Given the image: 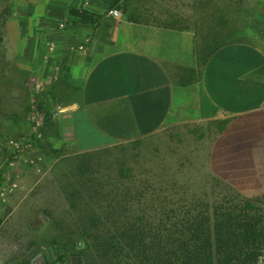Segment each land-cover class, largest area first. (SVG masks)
<instances>
[{
	"label": "rangeland",
	"instance_id": "rangeland-1",
	"mask_svg": "<svg viewBox=\"0 0 264 264\" xmlns=\"http://www.w3.org/2000/svg\"><path fill=\"white\" fill-rule=\"evenodd\" d=\"M38 1H14L27 14L26 38L29 27L46 26L72 39L60 52L47 50L39 66L0 59V264H157L158 254L167 259L169 244L187 236L189 224L236 212L248 199L198 193V186L189 185L181 139L176 150L166 139L113 142L94 129L80 104L84 60L75 53L85 51L84 41L70 29L73 14L86 9L78 0ZM139 3L85 4L101 17L162 21L136 17ZM183 6L188 13V3ZM189 6L184 24L194 31L201 62L225 42L263 40V29L248 28L240 0H192ZM50 9L66 14L50 19ZM54 41L63 43L61 37ZM14 45L19 59L23 44ZM68 50L75 56L61 61ZM252 200L264 207V195Z\"/></svg>",
	"mask_w": 264,
	"mask_h": 264
},
{
	"label": "crops",
	"instance_id": "crops-1",
	"mask_svg": "<svg viewBox=\"0 0 264 264\" xmlns=\"http://www.w3.org/2000/svg\"><path fill=\"white\" fill-rule=\"evenodd\" d=\"M14 1L0 6V12L9 10L0 18L4 54L0 59L14 57L12 62L28 60L39 66L47 50L60 52L72 36L39 26L29 27L31 36L26 38L22 17L27 14L19 13ZM87 1L77 3L95 11ZM91 1L105 6L113 0ZM191 1L140 0L135 16L160 22L106 15L98 26L71 24L73 38L90 39L83 53H75L84 60L82 110L109 141L156 137L178 150L181 139L183 175L189 185L198 186V193L260 197L264 195V0H240L247 9L248 28L263 29L261 43L253 38L228 41L202 62L194 31L184 24ZM65 14L63 9L48 13L50 19ZM176 18L182 19L180 24ZM59 37L62 44L54 41ZM15 40L23 44L19 59ZM73 54L68 50L60 60L69 62Z\"/></svg>",
	"mask_w": 264,
	"mask_h": 264
},
{
	"label": "trees",
	"instance_id": "trees-1",
	"mask_svg": "<svg viewBox=\"0 0 264 264\" xmlns=\"http://www.w3.org/2000/svg\"><path fill=\"white\" fill-rule=\"evenodd\" d=\"M73 16L75 24L98 26L101 20V15L86 10ZM235 207L236 212H226L222 216L214 212V222L207 217L206 221L189 224L183 230L187 236L180 237L181 241L173 240L167 259L160 253L156 263L264 264V207L252 199ZM159 247L165 249L166 243L160 242Z\"/></svg>",
	"mask_w": 264,
	"mask_h": 264
},
{
	"label": "built area",
	"instance_id": "built-area-1",
	"mask_svg": "<svg viewBox=\"0 0 264 264\" xmlns=\"http://www.w3.org/2000/svg\"><path fill=\"white\" fill-rule=\"evenodd\" d=\"M112 13L118 14L117 11H112ZM89 43H90V39L89 38H86L84 40V42L80 45V48L83 49V50H86V47L88 46Z\"/></svg>",
	"mask_w": 264,
	"mask_h": 264
}]
</instances>
